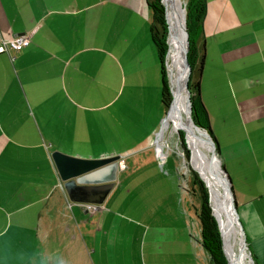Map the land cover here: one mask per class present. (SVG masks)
Returning <instances> with one entry per match:
<instances>
[{
  "label": "crops",
  "instance_id": "0c3cea01",
  "mask_svg": "<svg viewBox=\"0 0 264 264\" xmlns=\"http://www.w3.org/2000/svg\"><path fill=\"white\" fill-rule=\"evenodd\" d=\"M151 22L146 0H0V41L30 38L0 53V264H210L199 240L178 235L177 213L169 239L146 241L160 230L147 225L139 245L121 242L109 194L95 211L70 202L51 158L109 157L121 130L134 135L124 90L161 98ZM202 30L200 98L264 264V0H206Z\"/></svg>",
  "mask_w": 264,
  "mask_h": 264
},
{
  "label": "rangeland",
  "instance_id": "374dc122",
  "mask_svg": "<svg viewBox=\"0 0 264 264\" xmlns=\"http://www.w3.org/2000/svg\"><path fill=\"white\" fill-rule=\"evenodd\" d=\"M171 2L178 9L177 26L179 31L182 21V6L185 9L186 0H171ZM169 37L170 34L168 33L164 54V67L165 80L172 97V78L169 68ZM175 48L178 51L177 44H175ZM187 58L190 69L192 57L188 56V53ZM160 81L159 78V83H161ZM173 87L177 94L174 83ZM123 94L125 98L127 96H131L132 98H128L129 101L126 105H121V115H124L126 119V116L129 114L128 112L133 110L137 126L134 135L130 133V135L125 136L121 130V142L118 146L116 145L114 147L113 155L111 156L117 155L123 159L129 158V166L119 176L118 183L109 193V200L105 206L110 211V214L115 217L119 227H121L119 231L121 242L128 240L130 244L134 243L135 245H139V242L144 239L142 236V227L147 225L151 226V228L158 227L160 230L153 232L150 229L151 232L146 237V241L150 240L149 238H153L155 242H162L169 239L171 234L168 230L164 231V229L168 226L169 220L174 213H177L178 224L181 222L183 225V231L179 233L178 230V235L180 236L182 234V239L185 241L194 242L199 240L200 242L201 232L198 215L201 199L197 188L193 184L192 175L194 173L206 190L211 213L219 229L224 261L228 264V258L229 262L233 264V258L227 252V248L228 251H231L230 241L222 235L220 221L216 217L212 206L209 180L216 177L215 167L209 159L204 158L200 153H198L200 163L207 169L205 173L201 170L203 178L193 166L192 151L188 146V139L186 140L187 129L184 125V120L179 115L181 126L185 131L179 128V130L171 133L168 128H164L165 109L162 102H160L159 92L156 95L152 93L144 94L143 92L129 93L128 88H126ZM182 106H185V104L183 103ZM191 118L194 121L192 114ZM125 122L127 123V120ZM200 129L201 136L208 143L207 137L203 132L205 130L201 127ZM201 149L204 154L211 158V150H207L204 146ZM119 169L122 170V167ZM220 190L222 192L220 191L219 199L222 200L226 216L231 221L233 218L229 212L225 189L224 187H220ZM234 218L238 223L235 215ZM236 222L234 221L237 227ZM231 224L233 225L232 221ZM237 232L240 234L238 227ZM223 245L226 255L223 250ZM236 247L238 248V245ZM245 250L248 256L247 264H254L247 245Z\"/></svg>",
  "mask_w": 264,
  "mask_h": 264
},
{
  "label": "trees",
  "instance_id": "16d2710c",
  "mask_svg": "<svg viewBox=\"0 0 264 264\" xmlns=\"http://www.w3.org/2000/svg\"><path fill=\"white\" fill-rule=\"evenodd\" d=\"M146 4L152 11V22L150 27V33H151L152 42L156 48L159 66H160L161 102L165 109V118L172 126H174L175 130L177 131L179 130V128H182V126L179 120V116H178L179 114L175 103L174 95L172 93V97H171V93L169 91L167 82L165 80V67H164V54L166 50V39H167L168 26H169L168 20L166 22V18H165V9H166V14H168V3L166 0H146ZM205 12H206V0H186L185 21H186L187 32L189 35L188 56L192 57V61L190 62L191 68H190V82H189V90L191 95L190 98L192 101L191 114L193 116L195 124L203 128L210 135L211 139L214 141L216 145V149L219 150L217 141L209 125L206 110L200 98V76L204 62V38H203L202 25L205 17ZM183 27H184V23L181 24L180 32H179L180 43L182 47V57H183V44L185 43V32ZM186 140H187V136H186ZM189 148L191 149L190 146ZM192 164L197 169L200 176L202 177V171L198 167L195 161L193 151H192ZM192 179H193V184L197 188L201 199L200 211L198 215V219L200 223V232H201V239H200L201 246L208 255L210 264H226L221 250L219 229L215 222L214 217L212 216L206 190L204 189L201 181L198 179L196 174L193 173ZM232 218L236 222L233 212H232ZM236 224L239 229L240 235L242 236L239 225L237 222ZM246 244L252 256L253 263L260 264L254 253L250 250L249 242L247 239H246Z\"/></svg>",
  "mask_w": 264,
  "mask_h": 264
},
{
  "label": "water",
  "instance_id": "95a60500",
  "mask_svg": "<svg viewBox=\"0 0 264 264\" xmlns=\"http://www.w3.org/2000/svg\"><path fill=\"white\" fill-rule=\"evenodd\" d=\"M166 16L167 14L165 9V18H167ZM182 20L184 23L183 29L185 32V43L183 44V62L186 72V90L188 93V100L190 106L189 113L191 114L192 106L189 90L190 69L187 58L189 40L188 33L186 30L185 9L183 6ZM168 33L170 34L169 26ZM192 122L195 128L201 130L200 127L197 126L193 120ZM182 129L184 130V128ZM204 132L207 137L208 143L211 146V158L216 159L218 162V174L227 194L228 201L231 203L233 215H235V217L237 218L239 228L243 235V245L244 247H246V239L241 224L238 220L237 205L234 200V194L230 178L225 169L222 167L221 163L219 162V150L216 149L214 141L211 139L210 135L206 131ZM51 158L54 162L57 173L59 175V179L62 182L67 197L72 203L81 205H101L115 184L117 172L119 170L120 160V157L117 155L102 158H81L76 156H70L60 151H53L51 153ZM227 261L228 264H230L228 258Z\"/></svg>",
  "mask_w": 264,
  "mask_h": 264
},
{
  "label": "bare ground",
  "instance_id": "6f19581e",
  "mask_svg": "<svg viewBox=\"0 0 264 264\" xmlns=\"http://www.w3.org/2000/svg\"><path fill=\"white\" fill-rule=\"evenodd\" d=\"M166 1L168 3L167 20H168L169 28H170L169 68H170V76L175 85L177 94L173 87L172 81H171V89H172L175 103L178 109V114L180 118L184 120V125L187 129L186 136L188 139V143L193 151V155H194V158H195V161L198 167L204 173L207 170L204 166L201 165L198 153H200V155H202L204 158L209 159L212 165L215 167L216 177L213 178L212 180H209L210 195L212 199V206L214 209V213L216 217L218 218V220L220 221L222 235L228 238L230 241L231 251H228V248H227V252H229L230 257L232 256L233 258L232 263L233 264H247L248 256H247L245 247L243 245V238L240 234H238L237 227L233 220H231L233 223V226H232L231 221L229 220L228 216H226V213L224 211L222 200L219 199L220 191H221L220 187L222 188L223 185H222V181L218 174V162L216 159L209 158L206 154H204L203 150L201 149L202 146H204L207 150H211V146L201 136L200 134L201 130L195 128L192 122L191 114L189 113L190 106H189V100H188V93L186 90V75L184 71L185 67H184V62H183V57H182V47L180 43V33H179L180 29L178 31V26H177L178 9L172 5L171 0H166ZM181 24H183V20L181 21ZM175 44L178 45V51L175 48ZM180 63H181V66H180ZM183 103L185 104V106H182ZM183 109H185V111H183ZM227 202H228V198H227ZM228 208H229V212L232 217V208L229 202H228ZM234 228H235V231H234ZM235 232L237 235L235 234ZM237 245H238V248L236 247ZM229 263L231 264V262Z\"/></svg>",
  "mask_w": 264,
  "mask_h": 264
},
{
  "label": "built area",
  "instance_id": "2783aa9c",
  "mask_svg": "<svg viewBox=\"0 0 264 264\" xmlns=\"http://www.w3.org/2000/svg\"><path fill=\"white\" fill-rule=\"evenodd\" d=\"M30 42V38L28 34H21L16 35L8 40H1L0 41V53L6 52L8 49H14V50H21L23 47L27 46ZM124 160H119V168L123 167ZM86 209L95 211L99 207V205H93V204H84L83 205Z\"/></svg>",
  "mask_w": 264,
  "mask_h": 264
}]
</instances>
